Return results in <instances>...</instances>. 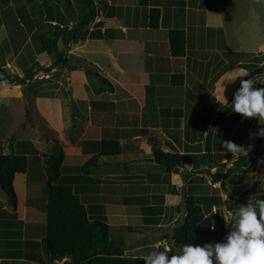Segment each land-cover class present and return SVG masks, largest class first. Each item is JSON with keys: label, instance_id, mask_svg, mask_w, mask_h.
I'll return each instance as SVG.
<instances>
[{"label": "crops", "instance_id": "1", "mask_svg": "<svg viewBox=\"0 0 264 264\" xmlns=\"http://www.w3.org/2000/svg\"><path fill=\"white\" fill-rule=\"evenodd\" d=\"M5 2L13 6L15 13L4 18ZM92 2L93 18L67 43L60 38L57 41L67 62L55 67L54 74H60L65 80L64 86L58 81L53 84L55 92L45 94L42 86L48 81L43 80L35 85L38 93L33 94L29 82L35 77L22 84L0 80V153L28 157L26 172H16L12 179L15 208L9 205L7 195L0 188V264H50L44 259L39 261L38 257L45 224V212L41 208L44 156L52 151L53 140L61 146L63 164L68 167L81 166L98 153L99 142L103 139L116 140L120 144L119 154L101 155L90 172L66 169L62 177L70 182L84 205L94 214L101 213L109 226L130 225L131 231L140 222L144 223L145 230L136 234L152 243L162 239V234H166L178 219L180 196L175 194L174 199L178 197V201L173 199L167 203L166 193L161 190L149 193L139 188L115 192L111 184H117L110 183L113 174H106L104 168L131 165L129 159L142 168L147 162L157 165L152 147L176 150H172L171 145L178 133L188 138L183 142L184 152L206 155L197 162L205 168H209L210 163L214 165L209 169L211 175H218V179H213L214 187L224 189V195L222 192L215 195L237 200L234 213L243 204H253L257 195L264 194V163H258L264 159V136L257 140L256 135L264 125L255 117L244 118L231 111V100L239 80L229 84L224 94L220 87L222 76L264 65V4L259 3L264 0ZM22 5L27 11L35 3L0 0L1 23H15L18 29L34 33L45 27L39 35L48 36H54L59 28L69 33L87 11L81 0H49L41 13L44 24L38 26V15L31 10L27 14L22 10V14L17 9ZM153 9H158V18L151 25ZM170 29L184 31L185 51L181 56H174L170 51ZM7 32L0 33V67L11 76L22 77L28 69L48 66L56 59L54 53L40 47V42L35 43L37 39L29 38L30 33L21 44L16 41L19 44L16 46L6 43ZM85 65L98 76L89 79ZM251 78L257 82L256 87H264V72ZM230 118L236 119L235 129L231 128ZM159 137L163 140L162 146L151 143ZM225 140L240 146L249 145L241 152L243 154L256 144L257 149L247 167L230 168L231 177L222 185L219 173L232 166L222 164V160L234 162L239 156L228 152L222 145ZM166 146L170 149L166 150ZM149 152L151 156H145ZM214 153L224 155L213 162ZM226 153L230 155L225 157ZM218 169L222 171L215 172ZM188 193L199 196L192 190ZM219 216L221 219V214ZM18 225L24 236L12 241L10 236ZM201 226L198 228L206 231ZM154 244L157 243L151 245ZM65 260L54 264H69V261L64 263Z\"/></svg>", "mask_w": 264, "mask_h": 264}, {"label": "trees", "instance_id": "2", "mask_svg": "<svg viewBox=\"0 0 264 264\" xmlns=\"http://www.w3.org/2000/svg\"><path fill=\"white\" fill-rule=\"evenodd\" d=\"M7 1V0H4ZM87 11L77 25H73L69 33L65 28H59L54 36H48L45 33L39 35L40 47L56 55V59L49 66H35L28 69L24 76H11L3 67H0V80H7L9 83L22 84L26 79H32L35 73L42 70H50L57 67L61 62H67L63 58V52L58 49L57 41L60 38L63 43H67L74 38L78 30L87 24L94 16V4L92 0H81ZM158 18V9H153L150 15V24ZM64 27V26H63ZM170 51L174 56H181L185 51V34L182 29H170L168 32ZM260 60H257V63ZM255 66L257 64H254ZM85 73L90 79L98 76L96 72L89 67H85ZM44 78H36L31 84L30 92L36 94L34 85H39ZM101 80L108 83L104 78ZM110 85V84H109ZM41 94H44L41 92ZM257 137V140H259ZM262 137V136H261ZM257 149L256 146L247 154L240 153L234 160L232 166L225 172L219 173L223 181L231 177L232 169L247 167L254 158ZM122 148L116 140L103 139L99 142V152L92 155L81 166H65L63 164L64 152L61 147H54L53 150L44 156V195L43 206L45 212V234L43 236V248L46 254L53 259H66L64 263L69 264H145L141 257L124 256L126 244L122 238H116L111 235L108 223L103 219L101 213L94 214L90 207L84 205L77 193L74 191L70 182L62 176L63 171L78 170L88 173L97 164L101 155H117ZM153 155L157 165L167 171L177 170L183 164L195 161L192 154H181L178 151H164L159 147H152ZM214 166L209 164V168ZM28 167V157L20 154H2L0 153V188L8 197L9 205L12 208L16 206V194L12 186V179L16 172H26ZM217 173L213 174L216 180ZM218 176V175H217ZM264 199V194H259L253 200L256 205L259 200ZM237 200H222L219 195L193 196L186 194V215L182 225L174 229V235L171 240L183 247L186 244H192L199 223L207 213L212 212V207L218 208L214 214V223L219 226L220 211L223 213L225 206L228 210H234L238 207ZM179 211V207H178ZM222 215V214H221ZM149 216V215H148ZM177 221V220H176ZM175 221V223H176ZM228 228L224 223V236ZM171 250V249H170Z\"/></svg>", "mask_w": 264, "mask_h": 264}, {"label": "rangeland", "instance_id": "3", "mask_svg": "<svg viewBox=\"0 0 264 264\" xmlns=\"http://www.w3.org/2000/svg\"><path fill=\"white\" fill-rule=\"evenodd\" d=\"M11 1H13L16 4L20 3V0H11ZM31 2L35 3V6L33 8L28 9L26 11L24 5H22V6L18 7L17 9L21 10L22 14L24 12L27 14V12H29L30 10L33 11L34 15H36V16L38 15L37 16L38 26H42L44 23H42L41 13L44 12L45 6L49 2V0H46L44 3H41V0H37V1L31 0ZM259 3L264 4L263 2H259ZM5 7L6 8H4V10L2 11V16H4V18L7 15L10 16V14L15 13V11L12 12L13 6L10 5L9 3L5 2ZM22 10L24 12H22ZM1 20H2V18H1V14H0V33L1 32L6 33V30L8 31L7 33H9V35L7 34V37L5 40H6V43H10V45L12 43H15V45L18 46L19 44H17L16 41H19V43L21 44L24 41L25 37L29 36V33H30L29 38L32 37L33 40L37 39V40H35V43H39L40 41L38 40V35H39V33L44 32V30L46 29L45 27H42L39 30H37L35 33L31 30H29L28 32H24V31L18 29V27L15 23H9V24L6 23V25H4L1 23ZM85 66H88V65H85ZM51 69L55 70V68H51ZM45 73H49L50 76L43 77V75ZM54 73H55V71H52V70L51 71L50 70H39L34 75L35 78H44V79H46V81H48L47 84H44L42 86V87H45V89L43 91L45 94L46 93H54L55 88L53 87L54 86L53 84L58 82V81L59 82L61 81L63 83V86L65 85V80L60 76V74L58 73L57 76H55ZM48 79L50 80V82ZM62 79H63V81H62ZM32 82L33 81H30L29 84H32ZM33 88L38 91L36 86ZM229 120H231V128L233 127V129H235L234 123H237L236 119L230 118ZM238 133H239V135L241 134L240 132H238ZM242 136H244V135L242 134ZM182 137L184 139H182ZM160 138L161 137L156 138V140L151 142V143L162 146L163 140H160ZM154 139H155V137H154ZM185 139H188V138L185 137L182 133H178L177 139L174 143L175 145L174 144H173L174 146L171 145L172 150L176 149L181 154H187L186 153L187 151L184 152V149H183V146H184L183 142ZM254 141H256V138ZM247 142L250 143V140L248 139ZM51 145H52V147H51L52 150L54 147H61L59 145V143L55 140H53L51 142ZM248 146L249 145H247V146L241 145L240 146L241 150H242L241 152H245V150H246V148H248ZM162 149L164 150L163 147H162ZM165 149L167 150L170 148L168 146H166ZM144 154H145V152H144ZM213 155L215 156V158L212 159V161L214 162V160L219 161V158H220L219 155L223 156L224 153H220V154L214 153ZM213 155H211V156H213ZM229 155L230 154L226 153L225 157H228ZM145 156H151V152L147 153ZM193 156H194V158H196L195 161L187 162V164L186 163L183 164L182 166L178 167L177 170H174V171H167L163 167L156 165L155 163H148V162L145 163V165H143L144 167L142 168L140 165H137L138 163L135 162V160L129 159L132 162L131 165L127 164L126 165L127 167L124 165H117V166H115V168L105 167L104 172L106 174L107 173L113 174V178L111 179L110 183H116L117 184V185L111 184V187L112 186L114 187L115 192L122 193L125 191L128 192L129 190L135 191L139 188H141V190L143 192H149V193H154L155 191L159 192L161 190V191L166 193V194H164V196H165V202H167V203H169L171 200H172L171 202H173V199L175 198V194L177 196H180L181 178H180V183L177 184V182H178V177H180V173H181V170L183 168H186L189 170V172L186 174V194H190L188 192H191V190L194 193H198L199 196L215 195V194H218L220 192L223 193L224 189L222 187H220L219 185H217L219 187H216V188L214 187V185H215L214 181L215 180H213L214 178H213V175H211L212 174L211 170L209 171L210 168H205L201 164L197 163L198 161H200L201 158H203L206 155H199L197 153ZM197 157H198V160H197ZM138 166H139V168H138ZM75 167H79V166H75ZM220 170L222 171V169H218L215 172H218ZM106 178H107V176H106ZM152 178H159L160 182H159V179H152ZM108 179H110V177ZM162 179H163V181H162ZM210 181H211V183H210ZM189 186L191 188H189ZM187 187H188V189H187ZM222 195H224V193ZM195 197H197V196H195ZM221 198H222V200H229L228 198H224V199H223V197H221ZM174 200L178 201V197H176V199H174ZM179 204H180V202H179ZM174 213H177L176 209L174 210ZM220 213L222 214L221 215L222 222H221L220 217H219V219H220V222L222 224L219 226H217L214 223V221H213L214 220V214L212 212H209L206 214V216L199 223V226L203 225L201 227H204L206 229V231L203 230V228L197 227L192 244L203 245L204 243H213V242L222 240L224 238L223 221H224V219L230 218L231 215L233 214V212H231L228 215L226 213L224 214V211H223V213L220 211ZM118 218H119V216H118ZM128 222H131L130 219L128 220ZM16 223L20 225V223H18V222H16ZM224 223H225V221H224ZM210 224L215 225L214 230H212L209 227ZM19 225L16 226L17 230H15L14 234H12L10 236V239L12 241L19 240L22 236H24V233H23V231ZM170 225L171 224L166 225V228L165 227L164 228L167 229L168 227H170ZM128 226H130V225H128ZM128 226L127 227H126V225H122V226L110 225L109 226L110 227V233L112 236H114L116 238H122L124 240V242L126 244L124 256H132V257L146 256L151 252L163 250L161 247L163 242L162 243L155 242L157 244H154V245H158V246L151 245L154 242L151 244L144 243V242L140 243V244L138 243L141 239H144V237H141L139 234H136V233H139V231L143 232L145 230L146 225L144 223L140 222L138 227H133V230H131V231L128 229ZM42 230L45 234V224H43ZM154 237H156L155 234H154ZM161 237H162V239H160V240H163V239L167 240V244L169 245V248L171 249L169 251V256H171L173 254H179V252L182 248L179 244H176L174 242V240H173V242H171L172 241L171 238L170 239L166 238L165 232L162 234ZM38 258H39V261H42V259H44L43 261H46L47 263H50V264L51 263L54 264L55 261H58V262L61 261V259L60 260L59 259H53V260L50 259V257L46 254V252L43 248V240H42L41 254L39 255Z\"/></svg>", "mask_w": 264, "mask_h": 264}, {"label": "clouds", "instance_id": "4", "mask_svg": "<svg viewBox=\"0 0 264 264\" xmlns=\"http://www.w3.org/2000/svg\"><path fill=\"white\" fill-rule=\"evenodd\" d=\"M237 80L239 87L233 93L231 111L244 118L255 117L264 125V87H256L257 82L250 77L248 71L241 69L220 78L223 94L227 86ZM256 135L264 136V127L259 128ZM222 145L232 154H240L242 151L240 145L231 140L223 141ZM258 163H264V159ZM224 221L228 231L222 240L203 245L186 244L179 254L171 256L165 240L161 245L163 250L151 252L141 258L145 264H264V199L259 200L256 205L243 204ZM209 227L215 229L214 224Z\"/></svg>", "mask_w": 264, "mask_h": 264}, {"label": "water", "instance_id": "5", "mask_svg": "<svg viewBox=\"0 0 264 264\" xmlns=\"http://www.w3.org/2000/svg\"><path fill=\"white\" fill-rule=\"evenodd\" d=\"M264 72V65H260L258 67H255L251 70H248V73L250 75V77H252L255 74H259ZM7 81V80H5ZM189 172L188 169L183 168L181 170L180 173V178H181V193H180V204H179V217L176 221V223L172 226V228H170V230L166 233V238L170 239L173 235H174V229L180 225L183 224L184 219H185V215H186V203H185V199H186V174ZM234 214V212H233ZM165 239L163 240H154L153 242H157V243H165L164 242ZM139 242H146V243H152V241L144 238L141 239Z\"/></svg>", "mask_w": 264, "mask_h": 264}, {"label": "built area", "instance_id": "6", "mask_svg": "<svg viewBox=\"0 0 264 264\" xmlns=\"http://www.w3.org/2000/svg\"><path fill=\"white\" fill-rule=\"evenodd\" d=\"M51 70H52V71H55L54 69H50V71H51ZM48 76H50L49 73H45V74L43 75V77H48ZM221 163H222V164H225V165H227V166H231L232 163H233V160L228 161L227 159H223ZM217 210H218V208H217L216 206H213V207H212V211H213V213L217 212ZM223 211H224V214L226 213L227 215L231 213V211L228 210V209H226L225 207L223 208ZM226 218H227V217H226ZM56 262H58V261H56Z\"/></svg>", "mask_w": 264, "mask_h": 264}]
</instances>
